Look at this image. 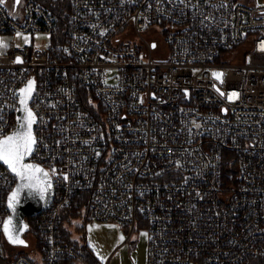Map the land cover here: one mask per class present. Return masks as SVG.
Here are the masks:
<instances>
[{
    "label": "built area",
    "instance_id": "1",
    "mask_svg": "<svg viewBox=\"0 0 264 264\" xmlns=\"http://www.w3.org/2000/svg\"><path fill=\"white\" fill-rule=\"evenodd\" d=\"M69 1L63 44L43 0L0 3V34L27 37L0 50V133L34 78L29 160L55 183L7 250L17 177L0 162V264H90L61 232L77 197L94 220L144 225L148 264L264 257V0Z\"/></svg>",
    "mask_w": 264,
    "mask_h": 264
},
{
    "label": "snow or ice",
    "instance_id": "2",
    "mask_svg": "<svg viewBox=\"0 0 264 264\" xmlns=\"http://www.w3.org/2000/svg\"><path fill=\"white\" fill-rule=\"evenodd\" d=\"M0 3H3V0H0ZM17 3H19V0H17ZM17 36H20V33H17ZM25 40L27 41V37H25ZM8 46L6 41L0 39V49H7ZM17 62H19V57L17 58ZM212 75L221 83L223 82L222 77L224 74L222 72H213ZM33 83L30 80L25 88L20 89L21 97L19 102L22 106L20 111L24 114L17 117V129L6 136L0 133V162L7 165L8 169L20 181L8 196V207L13 211H15L17 204L20 203V194L23 190L27 189L30 194L34 192L43 196L51 187L49 180L50 173L48 171H45L39 165L25 162V158L34 152L38 143L33 133V125L36 123L37 117L28 107ZM217 91H219V88H217ZM220 94L225 95L223 92ZM238 96L239 93L233 92L228 96V99L231 101ZM0 122H2V118H0ZM196 127H199V125H196ZM55 172L56 169L53 168L51 173L54 174ZM64 178L67 179V175ZM11 225L12 218L9 217L3 227L7 238L13 244H25V241L20 239L18 234H13ZM16 231L19 232L20 230L17 229ZM142 235L146 236L147 233H142ZM120 239H123V237L121 236Z\"/></svg>",
    "mask_w": 264,
    "mask_h": 264
},
{
    "label": "rangeland",
    "instance_id": "3",
    "mask_svg": "<svg viewBox=\"0 0 264 264\" xmlns=\"http://www.w3.org/2000/svg\"><path fill=\"white\" fill-rule=\"evenodd\" d=\"M245 1L255 3L261 0ZM25 37L26 35L0 34V39L7 43L13 39L21 44ZM44 39V35L39 38L40 41ZM67 226L72 238L81 244H87L89 254L87 261L90 264H107L109 260L111 261L110 264H148L149 233L142 224H139L135 231L130 234V230L123 223L97 221L89 217L84 210L82 215L74 217ZM142 233H147V235H142ZM121 236L123 239H120ZM4 246L10 251H19V247L9 244L8 240H4ZM31 255L34 256L33 253Z\"/></svg>",
    "mask_w": 264,
    "mask_h": 264
},
{
    "label": "water",
    "instance_id": "4",
    "mask_svg": "<svg viewBox=\"0 0 264 264\" xmlns=\"http://www.w3.org/2000/svg\"><path fill=\"white\" fill-rule=\"evenodd\" d=\"M217 72H221V71H217ZM31 81H33L34 83H33V87H32L31 96H30V98L28 100V107L36 115V113H35V111H34V109L32 107V104H31V100H32V97H33V92H34V89H35V80H34V78H32ZM27 85H28V83L23 88H25ZM20 97H21V93H20ZM19 101H20V98H19ZM21 107L22 106L20 105V102H19L17 117L18 116H22L24 114L22 111H20ZM36 124H37V121L33 125V133H34V135H35ZM17 126H18V124H17ZM17 126L9 134L14 132L17 129ZM9 134H7V135H9ZM30 156L25 158V162L26 163H32V164H35V165H39L42 169H44L45 171H48L44 165H42V164H40L38 162L29 160ZM49 180H50V183H51V187H50V189H48L47 193H45V195H43V196L35 194L34 192L30 194L27 189L23 190L21 192V194H20V203L17 204L15 211H13L11 209V213L5 219L4 224L8 220L9 217L12 218V225L10 227L13 229V234L14 235L18 234L20 239L25 241V244H14V245L22 246V245H26L27 244V240H26V238L24 236L25 232L29 228V223L27 221V216L28 215H36V214H38L39 212L44 210L46 207H48L50 205V203L52 202V200H53V198L55 196V183L53 181V178H52L51 174L49 176ZM19 182H20L19 178L17 177V182H16V185H15V187L13 189H15L17 187ZM4 224H3V227H4ZM25 226H27V227H25ZM17 229H19L20 231L17 232L16 231ZM4 234H5V232H4ZM5 236H6V234H5ZM6 238H7V236H6ZM7 240L10 241L8 238H7Z\"/></svg>",
    "mask_w": 264,
    "mask_h": 264
},
{
    "label": "trees",
    "instance_id": "5",
    "mask_svg": "<svg viewBox=\"0 0 264 264\" xmlns=\"http://www.w3.org/2000/svg\"><path fill=\"white\" fill-rule=\"evenodd\" d=\"M43 2L52 10L54 17L58 21V32L54 36V41H56L58 44H63L65 42L68 25H69L68 24V11L70 9V1L69 0H43ZM84 210H86L87 215H89L88 206H83V201L79 197H77L73 203V206L65 209L62 213L61 232L64 235V238L66 241L74 244L75 246L83 250L86 254V258H88L89 254L87 252L88 250L87 244H81L79 241L72 238L70 230L67 226L69 222H72L74 217H78L82 215L84 213ZM35 217H36L35 215L27 216V221L29 225H32V223L35 220ZM4 240H7V238H4ZM8 243L11 245H14L10 241H8ZM14 247H19V251L25 249L24 246L14 245ZM7 250H10V249H7ZM91 260H94V259H91ZM251 264H264V257L253 259Z\"/></svg>",
    "mask_w": 264,
    "mask_h": 264
}]
</instances>
